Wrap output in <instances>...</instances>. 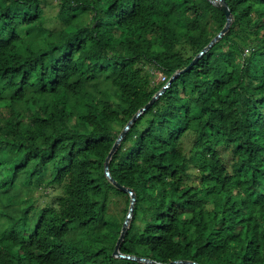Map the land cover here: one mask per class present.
Segmentation results:
<instances>
[{"label": "trees", "instance_id": "trees-1", "mask_svg": "<svg viewBox=\"0 0 264 264\" xmlns=\"http://www.w3.org/2000/svg\"><path fill=\"white\" fill-rule=\"evenodd\" d=\"M227 2L110 160L137 195L124 253L264 264V0ZM226 23L212 0H0V264H145L113 254L132 196L107 157Z\"/></svg>", "mask_w": 264, "mask_h": 264}, {"label": "water", "instance_id": "water-1", "mask_svg": "<svg viewBox=\"0 0 264 264\" xmlns=\"http://www.w3.org/2000/svg\"><path fill=\"white\" fill-rule=\"evenodd\" d=\"M212 2L214 4H216L217 6H219L220 8H222L226 15H227V23L224 26V28L217 34L216 37H214L212 39V41L192 60V62L186 66L184 69L178 71L172 78L171 80L168 82V84H166L164 86V88L159 91L152 99L151 101L143 108H141L136 114L135 116L128 122V124L126 125V127L123 129V131L120 133L119 137L117 138L116 142L114 143V146L111 150V152L109 153L107 160H106V172L107 175L109 177V180L114 183L118 188L123 189L128 191L131 196V204H130V209H129V214L123 224L122 230H121V234L118 238L115 250H114V256L115 257H119V258H129V259H133L139 262H143L145 264H201L195 260H189V259H178V260H173L170 262H161L159 260H156L154 258L151 257H146V256H139L136 254H127L122 252L121 250V245L129 231V227L134 215V210H135V205H136V199H137V195L134 192V190L132 188L126 187L124 185H122L121 183H119L114 176L111 173L110 170V160L112 159V156L114 155V153L117 151V149L119 148L123 138L125 137L127 131L130 129V127L132 126V124L136 121V119L145 111L147 110L153 103L154 101L160 96L162 95L166 88L169 87V85L172 83L173 79L178 76L179 74L189 70L190 68H192L197 62L198 60L207 52L210 50V48L217 42L219 41L225 33L228 32V30L230 29V26L232 25V22L234 20V16L232 14V10L227 2V0H212Z\"/></svg>", "mask_w": 264, "mask_h": 264}, {"label": "rangeland", "instance_id": "rangeland-1", "mask_svg": "<svg viewBox=\"0 0 264 264\" xmlns=\"http://www.w3.org/2000/svg\"><path fill=\"white\" fill-rule=\"evenodd\" d=\"M156 79L157 80H164L163 74L161 72H159L156 76ZM193 176H194L193 177L194 180L199 181V177L195 173ZM60 192H61V189L59 187H54V186L46 188V189L42 188L39 190H35L34 195L37 198L36 204L39 207L44 206L46 203H49L51 205H58ZM123 207H124V204L120 203L119 208L121 209ZM128 214H127V216H128Z\"/></svg>", "mask_w": 264, "mask_h": 264}]
</instances>
